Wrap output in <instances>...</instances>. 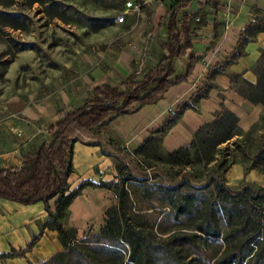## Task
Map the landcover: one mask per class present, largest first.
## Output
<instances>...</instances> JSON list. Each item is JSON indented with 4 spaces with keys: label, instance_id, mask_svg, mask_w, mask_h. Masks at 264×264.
Listing matches in <instances>:
<instances>
[{
    "label": "trees",
    "instance_id": "obj_1",
    "mask_svg": "<svg viewBox=\"0 0 264 264\" xmlns=\"http://www.w3.org/2000/svg\"><path fill=\"white\" fill-rule=\"evenodd\" d=\"M30 2L36 0H29ZM12 0H0L9 5ZM200 8L189 11V0H174L160 18L159 27L167 25L168 40L162 45L169 51L167 65L158 70L159 64L149 70L141 80H132L122 89L110 83L97 84L93 95L72 110L58 109L59 121L49 127L53 140L43 141L30 153L23 155L20 165L0 168V199L34 204L43 202L48 217L40 225L26 248L12 247L0 253V258L26 256L46 229L56 231L63 250L53 253L40 264H264V186L254 185L240 192L233 191L217 178L198 186L188 179L177 184L155 181V177L139 179L131 171L125 173L117 164L118 180L104 181L101 186L113 190L118 202L106 211V223L101 231L82 239L76 227H66L65 219L70 207L93 181L84 179L71 188L69 177L74 172L73 155L76 142L88 145L103 143L89 139L92 130L101 127L115 115L137 111L149 103H156L175 83L185 80L199 59L191 54V63L185 75H176L173 58L194 50L192 33L194 20L209 0H197ZM253 9H256L253 7ZM240 33L238 45L226 57L227 64L245 55L244 46L264 31V9ZM183 10V11H182ZM161 64V63H160ZM219 62L210 67L208 78L225 72ZM257 82H251L241 73L230 72L232 86L254 103H264V49L255 66ZM240 80V86H237ZM216 83H206L186 101L180 103L159 126L150 131L134 153L140 156L146 168L153 167V160L171 166H188L212 159L214 149L234 136L250 135L239 124L236 112L223 106L213 120L194 132L190 144L172 149L166 156L158 152L166 133L176 124L187 109L198 110L200 101L209 96ZM103 135L113 141L111 134ZM264 140V137H262ZM252 156L235 154L230 168L242 163L246 172L253 169L264 173V141ZM241 158L239 159L238 157ZM195 158V159H194ZM54 200L55 209L50 201ZM172 220L174 225L163 229V223ZM33 264V263H32Z\"/></svg>",
    "mask_w": 264,
    "mask_h": 264
},
{
    "label": "rangeland",
    "instance_id": "obj_2",
    "mask_svg": "<svg viewBox=\"0 0 264 264\" xmlns=\"http://www.w3.org/2000/svg\"><path fill=\"white\" fill-rule=\"evenodd\" d=\"M189 1L187 9L197 11V0ZM136 2L141 4L140 9L127 12L123 22H118V17L125 9L124 0H12L7 6L0 5V168L20 165L24 154L35 151L45 140H53L49 127L59 121L58 109L69 111L81 106L93 95L96 84L107 82L125 89L130 84L129 75L132 80H141L158 64L157 71L167 65L168 51L162 45L168 40L167 25L158 28L155 19L174 0ZM214 2L209 0V5L216 9ZM255 8V16H261L262 12ZM208 10L206 6L194 20L197 29L210 19ZM213 35L217 38L219 30ZM212 44L206 46L205 51L212 48ZM125 53L131 55L130 74L120 70L119 61ZM221 63L219 68L230 73L226 59ZM174 67L176 69L175 64ZM213 78H201L198 87L215 83ZM240 84L239 80L237 86ZM260 103L263 105L260 117L252 125L243 127L246 131L252 130L250 135L234 136L214 149L211 160L202 155L201 161L194 158L188 166H171L153 160V167L146 168L140 156L134 153L139 145L126 140L127 134L130 136L137 131L139 113L115 115L100 130L89 133L91 141L103 143L106 154L100 145H88V149L94 151L92 159L88 160L89 156L81 151L75 156L74 147V172L69 177L71 188L84 179L95 185L87 186L73 202L65 226L76 227L78 239L101 231L107 209L118 202L115 192L101 185L104 181L118 180L117 164L120 163L125 173L131 171L139 179L156 176L155 181L163 180L171 185L188 179L202 186L215 177L235 192L255 184L264 186V173L260 170L255 169L247 178L243 165L229 166L238 153H248L247 161L251 162L261 145L264 103ZM107 131L113 141L103 135ZM172 149L164 141L158 146L162 156ZM256 172L258 177L254 179ZM50 203L55 209L54 200ZM47 217L44 203L31 209L29 206L16 208L13 202L0 199V238L8 229L18 233L25 231V236L29 232L32 236L34 230L40 231ZM173 225L172 220H166L163 229ZM43 234L45 241L40 242V238L35 243L37 255L32 261L28 260V264H40L63 250V246L56 244V231L46 229ZM0 262L8 264L9 260L0 258Z\"/></svg>",
    "mask_w": 264,
    "mask_h": 264
},
{
    "label": "crops",
    "instance_id": "obj_3",
    "mask_svg": "<svg viewBox=\"0 0 264 264\" xmlns=\"http://www.w3.org/2000/svg\"><path fill=\"white\" fill-rule=\"evenodd\" d=\"M214 4L216 5V9H214L212 5H207V7H209L208 11H210L207 15L210 19L206 21L201 28H196L197 31L195 30V32L192 33L194 50L189 49L186 55H176L173 58V66L175 64L177 69H175L176 75H185L191 63V54L194 53L197 55L199 59L194 64L191 73L185 80L170 86L164 94V97L158 102L145 104L140 107L139 110L133 112V114L138 112L140 115V122L139 126L136 127V133H130V136L129 134L126 135V140L128 138L133 145L138 146L142 144L153 128L159 126L171 115L172 111L177 109L180 103L189 99V97L198 90L197 84L202 83L200 81L201 78L208 76L210 67L222 62L234 51L238 45L242 29L254 19L253 7L264 9V0H215ZM167 10H164L156 16L155 23L158 28H160V18L167 12ZM212 11H214V13H212ZM216 29L219 30V36L214 38L213 34ZM193 35H195V37H193ZM209 44H212V48L205 51L206 46L208 47ZM262 49H264V31L259 32L254 40L249 41L244 46L246 52L245 55L240 56L236 62L228 65L230 72L241 73L242 76L249 81L254 83L257 82L258 77L255 66L262 55ZM168 55L169 51L167 56ZM130 57V53H125L119 61L121 64L120 70L126 74H130L131 72V65L129 64ZM212 80L217 86L211 88L208 97L201 99L199 110H185L182 114L181 120L174 124V126H172V128L166 133L164 143L170 148L174 149L181 145L190 144L194 138V132L206 122L213 120L216 111L222 109L223 106L228 107L238 114L239 124L244 128L252 125L260 117L263 105L260 102H251L234 88L232 86L229 72L218 73ZM130 114L131 113H125L121 114V116ZM107 133L111 134L108 131ZM88 148V144L85 145L82 142H76L75 156L77 152L81 151L84 155L89 156L88 160L92 159L94 151H91ZM239 164L243 165L244 174L247 178L253 171H256L253 169L246 172L245 166L242 163H236L234 165ZM257 177L258 173L256 172L254 179ZM7 201L13 202L16 208H25L29 206L31 209L43 204V202L40 201L34 204H24L25 206H20L14 203V201ZM1 233L2 231H0V235ZM5 233L6 235L3 238H0V253L10 251L12 247L19 249L21 248L19 245H21L22 248H26L24 246L31 241L33 235L40 233V231L34 230L32 236L29 232L27 236H25L23 235V233H26L25 231L18 233L11 232L10 229L6 230ZM44 235L45 234H42L40 236V242L45 241ZM13 239H16L15 241L17 244L14 243L15 241H13ZM59 242L60 240L57 237L56 244L62 246L61 242ZM35 255H37V251L33 248V250L26 253V256H15L6 259L9 260L8 264H28V260L32 261V257ZM0 264L2 263L0 262Z\"/></svg>",
    "mask_w": 264,
    "mask_h": 264
},
{
    "label": "built area",
    "instance_id": "obj_4",
    "mask_svg": "<svg viewBox=\"0 0 264 264\" xmlns=\"http://www.w3.org/2000/svg\"><path fill=\"white\" fill-rule=\"evenodd\" d=\"M125 1V9L121 12L120 16L118 17V22L125 21L126 13L129 11L139 10L141 4L136 2V0H124Z\"/></svg>",
    "mask_w": 264,
    "mask_h": 264
},
{
    "label": "bare ground",
    "instance_id": "obj_5",
    "mask_svg": "<svg viewBox=\"0 0 264 264\" xmlns=\"http://www.w3.org/2000/svg\"><path fill=\"white\" fill-rule=\"evenodd\" d=\"M74 202H75V201H74ZM80 203H81V202H80ZM80 203H79V204H80ZM72 205H73V204H72ZM72 205H71V207H72Z\"/></svg>",
    "mask_w": 264,
    "mask_h": 264
}]
</instances>
